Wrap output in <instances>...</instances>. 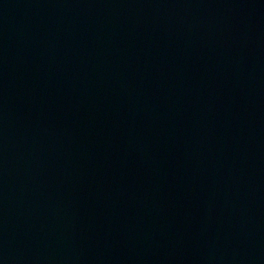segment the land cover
Masks as SVG:
<instances>
[{
	"label": "water",
	"instance_id": "95a60500",
	"mask_svg": "<svg viewBox=\"0 0 264 264\" xmlns=\"http://www.w3.org/2000/svg\"><path fill=\"white\" fill-rule=\"evenodd\" d=\"M0 264H264V0H0Z\"/></svg>",
	"mask_w": 264,
	"mask_h": 264
}]
</instances>
